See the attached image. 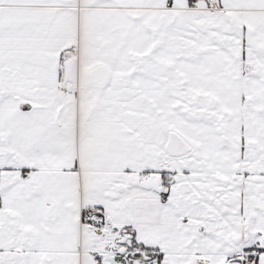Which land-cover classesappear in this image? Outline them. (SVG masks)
<instances>
[{
	"label": "snow or ice",
	"instance_id": "6c2138e0",
	"mask_svg": "<svg viewBox=\"0 0 264 264\" xmlns=\"http://www.w3.org/2000/svg\"><path fill=\"white\" fill-rule=\"evenodd\" d=\"M0 264H264V0H0Z\"/></svg>",
	"mask_w": 264,
	"mask_h": 264
}]
</instances>
